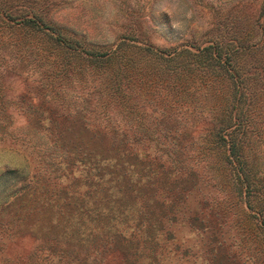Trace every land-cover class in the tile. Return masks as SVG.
<instances>
[{
    "label": "rangeland",
    "instance_id": "1",
    "mask_svg": "<svg viewBox=\"0 0 264 264\" xmlns=\"http://www.w3.org/2000/svg\"><path fill=\"white\" fill-rule=\"evenodd\" d=\"M0 264H264V0H0Z\"/></svg>",
    "mask_w": 264,
    "mask_h": 264
}]
</instances>
